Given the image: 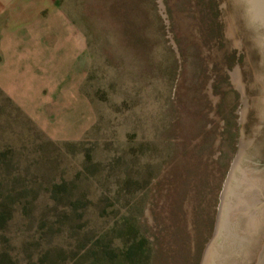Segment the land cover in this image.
Returning <instances> with one entry per match:
<instances>
[{"label": "rangeland", "instance_id": "1", "mask_svg": "<svg viewBox=\"0 0 264 264\" xmlns=\"http://www.w3.org/2000/svg\"><path fill=\"white\" fill-rule=\"evenodd\" d=\"M4 29L78 58L55 132L0 89V264H217L264 109L244 0H0Z\"/></svg>", "mask_w": 264, "mask_h": 264}, {"label": "water", "instance_id": "2", "mask_svg": "<svg viewBox=\"0 0 264 264\" xmlns=\"http://www.w3.org/2000/svg\"><path fill=\"white\" fill-rule=\"evenodd\" d=\"M244 3L264 80V0ZM217 264H264V109L229 195Z\"/></svg>", "mask_w": 264, "mask_h": 264}, {"label": "crops", "instance_id": "3", "mask_svg": "<svg viewBox=\"0 0 264 264\" xmlns=\"http://www.w3.org/2000/svg\"><path fill=\"white\" fill-rule=\"evenodd\" d=\"M34 34L1 30L0 89L29 117L38 122L44 131L51 133L56 130L52 131L54 128L50 129V124L57 128L63 127L65 116L68 119L71 117L68 116L70 114L55 111L53 116L58 120L50 123L48 116L51 114L44 113L42 103L54 101L53 95L57 92L53 87L57 84L54 75L62 65L75 64L78 55L75 47H63L59 37L45 40L43 31ZM73 119L70 121L73 122ZM87 126L88 124L85 128ZM83 130L80 127L78 132Z\"/></svg>", "mask_w": 264, "mask_h": 264}, {"label": "trees", "instance_id": "4", "mask_svg": "<svg viewBox=\"0 0 264 264\" xmlns=\"http://www.w3.org/2000/svg\"><path fill=\"white\" fill-rule=\"evenodd\" d=\"M6 202V199L3 198L1 204L4 205ZM5 217L3 216V214H0V220H4ZM127 255L129 258H132V264H143L141 263V257L140 254H138V248H134L133 246L130 248H127Z\"/></svg>", "mask_w": 264, "mask_h": 264}]
</instances>
